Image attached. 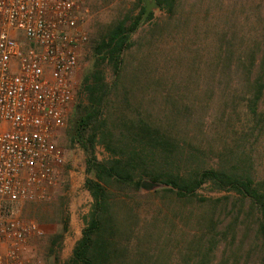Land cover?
Segmentation results:
<instances>
[{
  "label": "rangeland",
  "instance_id": "obj_1",
  "mask_svg": "<svg viewBox=\"0 0 264 264\" xmlns=\"http://www.w3.org/2000/svg\"><path fill=\"white\" fill-rule=\"evenodd\" d=\"M143 6V0H84L89 45L76 74L73 108L57 138L64 162L56 169L55 185L46 188L45 199L19 205L20 217L37 222L44 232L30 241L36 264L67 263L92 203L84 189L85 155L71 142L76 106L85 104L80 84L94 61L91 41ZM152 12L153 19L132 35V47L124 54L122 80L114 91L117 107L129 117L141 114L154 126L175 132L181 154L189 153V146L205 152L196 155L194 166H236L263 180L264 129L260 131L242 110V77L226 63L232 49H264V0H177L171 15ZM104 74L113 85L110 67ZM95 154L98 160L107 158L100 146ZM187 156L181 157L184 165ZM125 194L139 215L133 218L124 210L134 232L127 257L135 264H200L201 254L206 264H260L264 245L255 218L247 206L235 204L234 197L222 199L227 193L204 185L196 194L209 202L188 203L146 182L137 193Z\"/></svg>",
  "mask_w": 264,
  "mask_h": 264
},
{
  "label": "trees",
  "instance_id": "obj_2",
  "mask_svg": "<svg viewBox=\"0 0 264 264\" xmlns=\"http://www.w3.org/2000/svg\"><path fill=\"white\" fill-rule=\"evenodd\" d=\"M155 2L158 10L171 15L177 0ZM153 14L145 15L143 6L137 15L123 17L91 41L89 49L94 61L91 71L80 84L78 93L85 104L76 106L71 142L85 155L84 189L91 196L92 203L81 237L66 264H135L134 259L127 257L134 232L124 210L133 218H139V215L131 208L132 199H128L125 192L137 193L144 182L162 186L168 194L188 203L209 202L196 194L204 185H210L215 192L227 193V198L222 199L228 201L229 197H234L235 204L245 205L251 211L256 234L264 245V179L256 180L250 170L236 166L229 169L194 166L196 155L205 156V152L189 146V153L181 154L182 147L173 136L175 132L170 134L164 128L154 126L141 114L129 117L117 107L114 91L122 80L124 54L132 47V35L143 23L152 20ZM228 58V68L239 72L243 80L241 108L262 131L264 49L255 47L238 51L236 48L230 50ZM106 66L114 76L113 85L105 81ZM98 146L102 147L107 158L97 159ZM183 155H188L187 164L192 163L190 167L183 164ZM182 169L189 172L182 175ZM211 240L214 243L215 239L211 237ZM52 244L55 245L56 240ZM213 247L208 253L214 250ZM206 259L201 254L200 264H206ZM260 264H264V252Z\"/></svg>",
  "mask_w": 264,
  "mask_h": 264
},
{
  "label": "built area",
  "instance_id": "obj_3",
  "mask_svg": "<svg viewBox=\"0 0 264 264\" xmlns=\"http://www.w3.org/2000/svg\"><path fill=\"white\" fill-rule=\"evenodd\" d=\"M84 0H0V264H36L44 235L19 205L45 199L76 97L88 35Z\"/></svg>",
  "mask_w": 264,
  "mask_h": 264
},
{
  "label": "water",
  "instance_id": "obj_4",
  "mask_svg": "<svg viewBox=\"0 0 264 264\" xmlns=\"http://www.w3.org/2000/svg\"><path fill=\"white\" fill-rule=\"evenodd\" d=\"M143 2H144V6H145V15H148L150 12H152L155 9H157V4H156L155 0H143ZM145 184H146V182H144L142 184V187ZM151 186H154V185L153 184H150V187Z\"/></svg>",
  "mask_w": 264,
  "mask_h": 264
}]
</instances>
